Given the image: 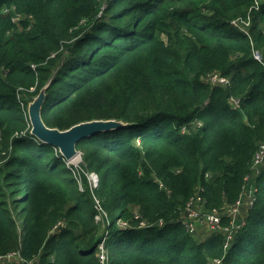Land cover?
Masks as SVG:
<instances>
[{"label":"trees","instance_id":"1","mask_svg":"<svg viewBox=\"0 0 264 264\" xmlns=\"http://www.w3.org/2000/svg\"><path fill=\"white\" fill-rule=\"evenodd\" d=\"M255 2L0 0V257L103 264L108 231L110 264H264V0L251 11ZM48 84L47 127L126 124L77 147L100 174L108 225L57 149L29 134L28 106ZM197 198L221 230L189 229Z\"/></svg>","mask_w":264,"mask_h":264},{"label":"water","instance_id":"2","mask_svg":"<svg viewBox=\"0 0 264 264\" xmlns=\"http://www.w3.org/2000/svg\"><path fill=\"white\" fill-rule=\"evenodd\" d=\"M49 84L29 104L28 114L32 126L31 135L35 136L42 143L58 149L68 161L77 157L78 144L84 138L99 132H108L126 126L125 123L116 120H95L78 124L65 131L47 127L42 119V110L46 103V91Z\"/></svg>","mask_w":264,"mask_h":264},{"label":"built area","instance_id":"3","mask_svg":"<svg viewBox=\"0 0 264 264\" xmlns=\"http://www.w3.org/2000/svg\"><path fill=\"white\" fill-rule=\"evenodd\" d=\"M260 1L261 0H256L255 5L251 8V11L259 9ZM242 23L249 25V18H248V20H242ZM233 24L239 25V22L235 20L233 22ZM256 58H258V57H256ZM209 78L213 84H217V83L227 84L229 82L227 79L219 77L217 75H212ZM232 104L235 107H238L240 105V100L234 99V100H232ZM263 158H264V147L262 148V151H260V153H259L257 164H260ZM62 159L67 164V160L63 157H62ZM73 162L74 161H71L70 164H73ZM69 167L71 169V166H69ZM76 179H77V177H76ZM77 182L79 185L81 184V181L78 180ZM89 182H90V185L92 184V185H95L96 187H98L99 186V177L97 175L91 174L89 177ZM95 200H96V207L101 212L99 214L100 216H97V218H96L97 223H101V222H103L104 219H106V221L104 220V222H107V225H108L109 224L108 214L102 209L101 204L98 202L99 200L96 198H95ZM253 203H254V200H251L250 207L252 206ZM240 205H241V201L238 202V205H236L233 209L229 210L230 215L232 217L238 214V211H239L238 208ZM98 206H100V208ZM186 211H187V218L189 220V229L191 231H193L194 227H195V226H192L191 223H195V222H199V221H203V222L207 223L209 232H217V231L222 229V227H221L222 218H221L219 212L217 210L207 211V209L204 207L203 201L200 198H197L196 201L194 199L189 201L187 206H186ZM231 224L233 225L235 223L232 221ZM119 225L121 228H125V229L129 227L128 223H126V222H124V223L121 222ZM230 231H231V228L226 229V232H229L227 240L232 239V233ZM106 236H107V238L105 237L103 239V241L99 247V250L101 252L100 257H102L104 255V252L106 251L105 243H106V240L108 239V236H109L108 231H106ZM102 263L104 264V258L102 259ZM0 264H40V263L37 260H33V261L24 260L21 257L20 253L17 251V252H11L5 256L0 257ZM213 264H221V261H214Z\"/></svg>","mask_w":264,"mask_h":264},{"label":"rangeland","instance_id":"4","mask_svg":"<svg viewBox=\"0 0 264 264\" xmlns=\"http://www.w3.org/2000/svg\"><path fill=\"white\" fill-rule=\"evenodd\" d=\"M260 3H261V1H260ZM173 9V8H172ZM204 15V14H203ZM167 24L168 25H170L171 24V21L169 20V21H167ZM178 29H174V31H170V33H172V36H171V38H172V40L180 47V48H186L187 47V45H188V41H187V39L186 40H183V41H180V39L178 38V36H177V34H176V32L175 31H177ZM85 35V34H84ZM161 38H163V39H165L166 40V37H165V35H163V33H162V35H161ZM255 56L256 57H258V59L259 60H261V54L258 52V51H255ZM204 81L205 82H208L207 80H206V78L204 79ZM22 97H25L26 98V95H23L22 93L21 94H19L18 95V100L20 99L21 101H22ZM231 103H232V100H231ZM22 107L24 108L25 107V104H23L22 105ZM29 107V106H28ZM30 125H31V123H30ZM31 129H32V126H31ZM30 135H31V132L29 133ZM137 144L139 145V139L137 140ZM71 161H74L73 162V164H70V162ZM261 162H264V158L262 159V161ZM67 164L69 165V166H71V172H72V174H73V176L75 177V179H76V177H77V179L79 180V181H81V184L79 185V187H80V190L82 191V192H85L86 191V188H89L90 189V192H91V194H92V196L94 197V198H97L96 196H95V192L99 189V186H100V184H99V186L98 187H96L95 185H90V182H89V177H90V175L91 174H94V175H97L98 177H99V182H100V174L98 173V172H96L92 167H91V164L90 163H85V160H84V155H83V153L78 149V155H77V157H75L73 160H67ZM68 166V167H69ZM70 168V167H69ZM76 179V180H77ZM77 180V181H78ZM100 204H101V202H100V200L98 201ZM99 208H100V206H98ZM101 207H102V209L104 208L103 207V205L101 204ZM105 209V208H104ZM103 209V210H104ZM98 211L100 212V210L98 209ZM107 214H108V212L106 211V210H104ZM101 213V212H100ZM98 216H100V215H98ZM105 221H106V219H104ZM105 224L107 225V222H105ZM198 228H200V230L202 231V232H204L205 231V229H206V227L204 226V225H199V223H198ZM200 235H202V233L200 234ZM104 258V264H110V259H109V254H108V252L107 251H105L104 252V255L102 256V257H100V259H101V262H102V259ZM38 262H39V260H37Z\"/></svg>","mask_w":264,"mask_h":264},{"label":"clouds","instance_id":"5","mask_svg":"<svg viewBox=\"0 0 264 264\" xmlns=\"http://www.w3.org/2000/svg\"><path fill=\"white\" fill-rule=\"evenodd\" d=\"M33 136V135H32ZM35 137V136H34ZM57 151L60 153V151L57 149ZM61 157L65 158L61 153H60ZM67 160V159H66ZM130 227L126 228V229H129ZM132 228V227H131ZM122 229H125V228H122Z\"/></svg>","mask_w":264,"mask_h":264}]
</instances>
